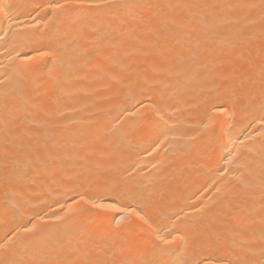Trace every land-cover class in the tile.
<instances>
[{
	"label": "bare ground",
	"instance_id": "6f19581e",
	"mask_svg": "<svg viewBox=\"0 0 264 264\" xmlns=\"http://www.w3.org/2000/svg\"><path fill=\"white\" fill-rule=\"evenodd\" d=\"M65 2L0 0V264H264V0Z\"/></svg>",
	"mask_w": 264,
	"mask_h": 264
},
{
	"label": "snow or ice",
	"instance_id": "6c2138e0",
	"mask_svg": "<svg viewBox=\"0 0 264 264\" xmlns=\"http://www.w3.org/2000/svg\"><path fill=\"white\" fill-rule=\"evenodd\" d=\"M80 2L81 0H66L65 3H54V4H50L49 7L56 10H60V9L71 8ZM49 55H51V53L48 51H38L37 53V56L40 58L48 57ZM29 59H31V57H29ZM81 199L84 200V203L89 205L91 208L102 209L106 212H110L113 214L124 213L125 215L122 217V219H126V220H130L132 216H136L140 220H143L145 223H147V220L145 219L144 215H142L139 210H137L134 207L121 203L119 199H116L113 202L107 204L96 202L95 200L92 199H84L83 197H81ZM57 219H63V217L57 216ZM165 243H170V242L165 241ZM160 256L161 258L155 261L154 264H188L187 260L173 261L170 258V251L167 248L161 249Z\"/></svg>",
	"mask_w": 264,
	"mask_h": 264
}]
</instances>
